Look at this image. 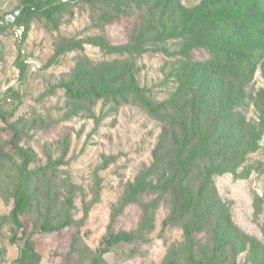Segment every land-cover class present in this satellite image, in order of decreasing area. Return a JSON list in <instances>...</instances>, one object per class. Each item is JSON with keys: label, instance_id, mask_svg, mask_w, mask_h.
<instances>
[{"label": "rangeland", "instance_id": "obj_1", "mask_svg": "<svg viewBox=\"0 0 264 264\" xmlns=\"http://www.w3.org/2000/svg\"><path fill=\"white\" fill-rule=\"evenodd\" d=\"M22 3L0 0V16L14 14ZM202 3L155 0L141 9H120L113 0L77 1L54 12L52 19L33 15L15 26L0 23L4 27L0 29V113L12 114L6 120L0 117V128L12 124L20 131L19 146L33 158L28 172L59 162L49 200L44 186L50 174L34 184L36 202L21 216L26 236L32 234L41 255L39 264H92L110 231L135 232L136 237L104 254L103 264H165L170 249L184 241L182 228L171 221V194H145L126 205L110 228L130 185L142 170L155 164L163 125L134 104L72 102L62 85L79 77L111 81L125 72L124 80L148 89L154 101L169 99L176 83L171 74L175 57L168 52L179 50L177 41L141 37L137 41L143 44L140 55L121 53L117 47L141 32L157 35L154 28L162 24L177 32L185 10ZM192 52L195 60L209 58L205 49ZM10 88L19 93L20 101L11 96L5 99ZM225 103L224 113L232 109L248 129L262 135L255 152L213 175L214 199L207 208L213 219L205 231L193 235L195 253L198 259H212L222 230L230 228L228 245L216 254L215 262L264 264V128L260 126L264 55L244 90ZM12 137L10 131L0 132V264H17L24 246V241L11 240L23 236L11 217L23 162L8 145ZM250 168L247 178L238 177ZM197 184L192 181L190 186L196 189ZM67 196L73 198L71 206L65 202ZM155 200L158 206L149 210ZM66 215L72 225L62 231L41 233L36 227L46 218L63 222ZM179 264H184L182 257Z\"/></svg>", "mask_w": 264, "mask_h": 264}, {"label": "trees", "instance_id": "obj_2", "mask_svg": "<svg viewBox=\"0 0 264 264\" xmlns=\"http://www.w3.org/2000/svg\"><path fill=\"white\" fill-rule=\"evenodd\" d=\"M77 1L95 4L97 0H23L15 24L33 15L52 19L54 12ZM113 1L120 5V9H141L155 0ZM0 20L3 21L4 17L0 16ZM181 25V29L174 32V28L162 24L154 28L159 31L157 35L152 31L141 32L127 45L117 47L121 53L140 55L143 44L139 46L137 41L141 37H150L162 43L177 41L179 50L168 52L175 57L171 74L176 83V89L169 99L154 101L148 89L132 81L126 82L123 78L125 72L111 81L74 78L62 87L72 102L84 105L103 100L115 107L134 104L163 125L155 164L142 170L130 185L122 208L111 217L110 228L126 205L136 203L145 194H171L174 196L171 221L182 228L184 241L170 249L165 264H179L181 257L184 264H219L215 262V256L228 245L230 228L222 230L220 240L214 247L215 256L209 260L197 258L193 235L205 231L213 219L207 209L214 199L213 175L220 167L233 165L242 161L243 156L255 152L261 139L262 132L248 129L244 119H240L232 109L224 113L221 108L228 107L225 102L234 100L244 90L264 55V0H203L193 10H185ZM0 29L4 27L0 26ZM196 48L207 50L209 58L205 61L195 60L192 51ZM9 96L17 101L21 99L12 88L8 89L5 99H9ZM11 115L4 110L0 113L3 120ZM260 126L264 128V111ZM3 131L13 134L8 145L23 158L11 211L14 224L23 232V236L11 238L13 242L24 241L17 264H39L41 255L35 249L32 234L26 236L21 216L28 213L36 202L34 184L46 180L50 174L51 179L44 186L46 198H49L59 162L35 173L28 172L33 158L19 146L20 131L12 124H7L6 129L0 128V132ZM250 172L251 168L238 177L247 178ZM192 181H198L196 189L190 186ZM70 188L69 192H73V186ZM65 202L71 206L72 196H67ZM157 206L158 200H155L149 210ZM146 209L148 211V207ZM64 219L63 222L52 223L51 219L46 218L36 227L41 233L59 232L72 225L71 218L66 215ZM146 225L145 221L142 227ZM135 237V232L110 231L92 264H103L104 254L118 244L132 242ZM253 254L256 251L253 250Z\"/></svg>", "mask_w": 264, "mask_h": 264}, {"label": "built area", "instance_id": "obj_3", "mask_svg": "<svg viewBox=\"0 0 264 264\" xmlns=\"http://www.w3.org/2000/svg\"><path fill=\"white\" fill-rule=\"evenodd\" d=\"M18 15H19V11L15 12L12 15H9V16L5 17L3 21H0V23L1 24L7 23L8 25L15 26L16 17ZM19 33H21V32L19 31Z\"/></svg>", "mask_w": 264, "mask_h": 264}]
</instances>
